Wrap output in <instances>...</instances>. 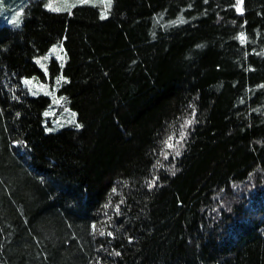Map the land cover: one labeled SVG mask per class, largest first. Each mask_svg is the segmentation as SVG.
Listing matches in <instances>:
<instances>
[{"label": "trees", "instance_id": "trees-1", "mask_svg": "<svg viewBox=\"0 0 264 264\" xmlns=\"http://www.w3.org/2000/svg\"><path fill=\"white\" fill-rule=\"evenodd\" d=\"M48 1L0 2V264H264V0Z\"/></svg>", "mask_w": 264, "mask_h": 264}, {"label": "rangeland", "instance_id": "rangeland-1", "mask_svg": "<svg viewBox=\"0 0 264 264\" xmlns=\"http://www.w3.org/2000/svg\"><path fill=\"white\" fill-rule=\"evenodd\" d=\"M63 0H49L47 3V8L56 12L66 11L67 5L64 4H77L85 1L94 5L95 3L103 4V15L107 16L110 12L111 6L114 0H66L65 3ZM1 2V0H0ZM94 3V4H93ZM10 24L12 27H20L22 23V11L20 13L7 15L2 10H0V24ZM52 61H57L58 65L62 68L66 63V52L64 45L53 47L48 54L44 57L38 59L39 67L41 68L45 80L37 78H27L23 80V83L28 88L30 95L32 96H47L51 99L52 105L48 110L47 114L50 117L52 122L51 127L49 128L50 132L59 131L65 127H74L77 124V120H73L75 115L74 111L71 110L70 106L66 105L64 98L59 96V91L61 90L60 84H55L50 79V63ZM77 119V117H76ZM78 127H80L78 122Z\"/></svg>", "mask_w": 264, "mask_h": 264}]
</instances>
